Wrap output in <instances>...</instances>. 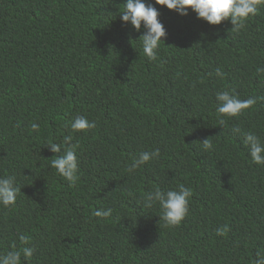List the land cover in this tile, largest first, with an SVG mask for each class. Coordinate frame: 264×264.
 <instances>
[{"label": "trees", "instance_id": "1", "mask_svg": "<svg viewBox=\"0 0 264 264\" xmlns=\"http://www.w3.org/2000/svg\"><path fill=\"white\" fill-rule=\"evenodd\" d=\"M142 2L167 33L156 62L139 41L143 25L122 21L127 0H0V179L21 189L11 210L0 205V256L28 247L22 264H257L264 252V166L244 144L248 133L264 144V6L237 35L230 21L212 26L191 9L181 17ZM224 91L257 104L221 128ZM78 117L96 128L73 133ZM68 136L80 146L75 187L47 148L63 155ZM208 138L205 152L198 142ZM181 185L193 192L189 213L164 228L159 204L142 201ZM224 225L231 231L217 236Z\"/></svg>", "mask_w": 264, "mask_h": 264}, {"label": "clouds", "instance_id": "2", "mask_svg": "<svg viewBox=\"0 0 264 264\" xmlns=\"http://www.w3.org/2000/svg\"><path fill=\"white\" fill-rule=\"evenodd\" d=\"M155 4L161 7H167L169 11L178 13L181 17L189 15L188 10L191 9L197 14V18L207 22L212 26H219L225 21H230L233 25L231 32L239 35L242 30L247 27V21L259 15V9L264 6V0H155ZM125 25L131 24L137 32L141 31L143 25L145 34L140 37L142 42L144 55L151 62L158 60L157 51L162 38L167 37L164 26L159 22L160 13L155 7L149 6L142 0H127L124 4L123 13L120 15ZM264 75V70H261ZM215 75L223 79L224 73L217 69ZM264 100V98H261ZM218 101L217 117L221 128L227 126L226 119H233L242 116L248 110L257 104L255 98L241 101L236 95L224 91L216 96ZM96 128L95 123H90L84 117H78L71 124L73 133L88 132ZM32 132H39V126L35 123L31 126ZM235 134L240 133L239 128L232 130ZM205 152L213 150L212 140L210 138L202 143ZM244 144L250 151V156L254 164L264 166V144L260 139L251 133L245 134ZM65 147L63 155L60 145L49 143L50 151L56 154L51 167L58 171V174L68 181L72 187H75L78 181L77 173L78 159L76 150L80 147L78 144H72V137H65ZM160 157L159 150L155 152H144L126 169L131 174L139 170L142 166L148 164L153 159ZM21 194V189L15 185V177L0 179V205L11 210L17 202V197ZM193 196V192L181 185L178 190L164 192L160 188H156L154 192L148 194L142 201L144 207L151 209L155 204H159L161 208L160 223L164 228H178L187 218L189 213V201ZM94 215L103 220H108L112 216V210H99ZM231 231L228 225H224L216 230V235L227 237ZM20 244L27 246L31 243L26 236H20ZM15 248V245H13ZM35 253V249L23 247L21 251H11L6 255L0 256V264H22V255L26 260H31ZM257 264H264V252L257 253Z\"/></svg>", "mask_w": 264, "mask_h": 264}]
</instances>
